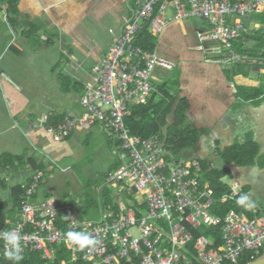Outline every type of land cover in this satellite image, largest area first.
I'll list each match as a JSON object with an SVG mask.
<instances>
[{"label":"built area","instance_id":"built-area-1","mask_svg":"<svg viewBox=\"0 0 264 264\" xmlns=\"http://www.w3.org/2000/svg\"><path fill=\"white\" fill-rule=\"evenodd\" d=\"M123 1L128 4V12L122 14L107 52L92 66L84 83L81 112H65L51 129L53 139L61 141L98 124L107 137L120 141L122 163L105 177V184L116 189L119 197L111 203L99 200V219L80 218L72 208L74 203L59 207L52 197L32 202L43 176L37 170L21 196L20 207L12 217L2 219L0 233H17L22 254L39 252L40 259L47 263L239 264L244 253L264 251V206L246 208L248 213L229 210L219 215L217 206L227 196H214L199 161H177L159 135H132L124 119L132 105L147 102L158 80L155 69L170 70L174 65L156 50L137 45L140 31L148 28L153 37H160L168 25L169 8L175 19L197 17L208 21L211 27L195 32L198 50L214 45L226 67L251 63L252 56L235 47L247 26L230 23L227 17L264 15V0ZM45 120L43 117L41 122ZM129 186L134 196H139L136 201L119 194ZM238 187L236 183L230 185L229 197L239 193ZM200 228L204 231L192 248L194 231ZM213 228L220 230L221 238L220 245L213 248L217 249L215 253L209 246L217 234L205 235ZM68 231L89 233L95 243L81 248L66 239ZM61 245L68 258L58 256L56 246ZM5 251V241L0 237V264Z\"/></svg>","mask_w":264,"mask_h":264},{"label":"crops","instance_id":"crops-1","mask_svg":"<svg viewBox=\"0 0 264 264\" xmlns=\"http://www.w3.org/2000/svg\"><path fill=\"white\" fill-rule=\"evenodd\" d=\"M8 1L15 2V10L8 12L7 1L0 0L1 15H5L7 19H19V21H24L28 24L30 22L35 23L36 21L37 23H35L32 30L35 29L37 30V33L39 32L42 35H44L42 32L43 30H48L46 23L51 22L53 26H56L60 24V21L57 20L65 21V19H82L83 11H86L87 8L94 7L95 4L96 11L101 14H105L110 10V4L108 2L106 5H103V2L106 0ZM2 2L6 3L5 7H3L4 5H2ZM114 2L116 4L114 7L115 17L117 15L116 19H121L122 14L128 12V4L123 0H114ZM130 3L133 4V0H130ZM125 4L127 5L126 10L124 7ZM97 6L99 7L97 8ZM39 19L47 20L46 22H39ZM167 19L168 25L166 29L162 35L157 38L156 51L160 56H163L174 63L172 68H176L175 72L176 70L179 71L178 76L182 90L180 96L187 97L190 104L187 112V121L192 123L195 127L202 128L206 131V135L203 134L196 145L191 149L192 151L197 152L196 157L190 156L191 150H187L183 153V158L208 160L205 154L207 137H210V140L213 142L212 151H215V157L219 158L216 154L217 147L225 150L235 142L232 140L235 133L239 132L237 137L240 139V142H243L245 134L251 132L255 141L259 144L258 156L262 157V159H257L254 165L251 166L240 167L235 164H230L228 166L232 168L230 177L232 184L236 183L239 187H248V193L251 192L252 185L255 186V189H259L260 186L257 184L261 183L264 185V101L262 98L260 101L256 99L245 101L238 97L236 93L239 89V91L242 90L246 93L252 94L254 89L264 87V75L262 74V70L264 69L261 70L259 67H264V46L256 52L258 54L257 56H252V62L257 64L251 65L247 77L238 74L228 79L226 73L223 71L226 66L223 64L220 65L219 62L209 59L207 60L206 58V55L221 56L217 49H212L208 46V48L212 50H198L196 48V30L194 31L189 27H183L180 23H182L181 20L184 19H175L172 12L168 13ZM13 24L15 25L14 21ZM11 28L15 32L12 24ZM63 29H66L68 33H72L69 26H65ZM249 29L253 32L251 34L243 33L241 37L242 42L244 43L243 47L250 52V50H257V44L264 43V41L262 42L260 40L261 37L264 39V23H250ZM29 30L30 29H28V31ZM59 31L62 30L60 29ZM113 32L114 31H112V36L108 45L102 50L100 56L93 61L92 66L107 52L112 42ZM44 36L47 37L46 35ZM28 39V37H23L22 34V45L17 44V47L15 48L8 47L4 53H2L5 50L4 48L0 51V54L2 53L0 61L5 59L7 65L3 66V68L0 67V75L3 76L6 84V91H4V94L6 93L5 97L3 96L4 94L0 93V156H5L0 161V179H3L6 183V187L5 189L0 187V190H5L6 193L9 194L7 198H0L4 201L9 200L11 188L17 184L27 185L31 180V176L35 171L39 170L43 173V176L32 202H39L52 197L59 207H63L67 204L66 201L60 203L61 201H59L58 198L52 196L49 191L50 187L47 186V183L43 178L46 171L55 170V167L52 165L45 166L42 161H39L34 157V152H44L45 154H49V157L50 155H59L65 158L69 152L76 156L77 151L75 148L76 146H80V142L77 140L79 139L80 134L86 130L75 131L67 140L55 141L51 133L52 128L49 130L47 126L43 125L44 122H41L43 116L46 115L45 117L47 118L49 115H62L67 111L76 112V110L69 109L55 113H52V110L45 115H42L43 112L38 113L37 116H35L33 112H28L27 105L29 104L30 99L27 96L19 97V94L21 95L23 89L29 88L23 85V77L16 72L17 70L24 72H27L28 70H26L24 64V67L19 66V69L15 66V62L19 61V55L22 53L25 54V51L30 52L31 50V48L28 47ZM11 41H13V38H11ZM81 44H83V42L78 41L77 46ZM23 46L26 48H23ZM80 49H82V46ZM31 67L32 65L29 68ZM251 72L253 73L251 74ZM90 74L91 72L84 76V81L81 82L83 86L89 79ZM155 75L158 77V80L154 81L153 86L164 81L171 75V73L170 70L158 67L155 69ZM253 76H256V78ZM39 79L40 77L37 76L34 79V82H40ZM32 86L34 87V84H32ZM27 92L29 93V91ZM31 100H33V92L31 94ZM80 112L81 107L79 112L76 113ZM251 118H253L257 124L256 131L249 130L243 132L244 129L252 127L250 121ZM167 120L168 124L173 123L174 113L171 112L168 115ZM220 121H223L221 126H217ZM217 127H220L218 132ZM218 135H220L222 139L217 137ZM10 156H20L21 158L12 159L9 158ZM30 157L34 158L37 164H41L40 167L42 168L35 169L33 164H31ZM208 162L212 167L211 161L208 160ZM17 173H21L23 176L17 178ZM108 173H106V175ZM21 179L23 182L19 183L18 180ZM9 182H11V184H9ZM115 197L116 199L119 197L117 192ZM71 203L75 202L72 201ZM253 205L264 206L263 203H256ZM213 234L216 233H212V231L205 233L206 236ZM213 241L214 243L210 246L215 248L217 245V236Z\"/></svg>","mask_w":264,"mask_h":264},{"label":"rangeland","instance_id":"rangeland-1","mask_svg":"<svg viewBox=\"0 0 264 264\" xmlns=\"http://www.w3.org/2000/svg\"><path fill=\"white\" fill-rule=\"evenodd\" d=\"M107 2L110 4V10L105 14L96 11L95 4L94 7L83 11L82 19L57 20L60 21V24L56 26H53L51 22L46 23L48 30H43L42 32L45 35L52 36L51 42H46L44 35L39 32L35 33L32 30L35 23H37L36 21L35 23L30 22L28 24L27 22L19 21V19H7L5 15H1L0 13V51L3 48L5 49L2 53L12 44L22 45V34L23 37L29 38L28 47L31 48L30 52L25 51V54L19 55V61L15 62L16 64L14 63L17 68L19 66L24 67L25 65L26 70H28L27 72L16 71L23 77V85L29 88L23 89L21 95L18 93L19 97L27 96L30 99L27 105L28 112H33L35 116L41 112H43L42 115H45L52 110V113L69 109L79 112L81 107L79 96L82 91L76 92L75 90H71L72 82L77 81L81 83L84 81V76L91 72L93 61L100 56L102 50L108 45L112 31L116 33L120 26L121 19H116L117 15L115 17L114 13V7L116 6L114 0H106L103 2V5H106ZM2 3L3 7H5L6 3ZM124 7L126 10L127 5L125 4ZM171 10L168 8L167 12L171 13ZM227 19L230 23L240 22L246 25L248 30L245 31V34L253 32L249 29L250 23H264V15L255 13H248L244 16L231 15ZM46 20L39 19V22H46ZM181 22L180 24L183 27H189L194 31L211 27L208 21L197 17H187L181 20ZM11 24L14 26L15 32L12 30ZM65 26H69L72 33H68L66 29H63ZM60 29L62 31H59ZM11 38H13V41H11ZM78 41H82L83 44L77 46ZM81 46L82 49H80ZM23 48L26 47L23 46ZM217 50L219 51L218 48ZM251 63L252 65L257 64L255 62ZM31 65L32 67L29 68ZM3 66H7L5 59L0 61V67L3 68ZM37 76L40 77V82H34ZM253 77L256 78V76ZM64 79L65 81L69 80L67 82L70 89L69 92H66L68 89L62 90L60 87ZM32 84H34V87ZM5 86V80L0 75L1 94H4V91H6ZM32 92L33 100H31ZM5 95L6 93L3 96L5 97ZM250 121L252 127L244 129L243 132L249 130L256 131L257 124L253 118ZM222 122L220 121L217 126H221ZM217 128L218 132L220 127ZM238 134L239 132L235 133L232 138L235 142H239L240 140L237 137ZM217 137L222 139L220 135ZM77 141L80 142V146H76L75 148L77 151L76 156L69 152L65 158L59 155H50L49 157V154H45L44 152H34V157L42 161L45 166L52 165L55 167V170L46 171L43 177L47 186L50 187L49 191L52 196L58 198L61 201L60 203L66 201L67 204L71 205L73 204L71 203L72 201L75 202L72 208L78 217L97 220L100 217L99 200H102V202L111 200L110 202H112L115 199L117 190L106 185L104 178L110 166L119 159L120 153L115 147L110 145L109 139L100 130L99 125H93L90 129L82 132ZM211 142L210 137H207L205 146L206 158L211 161L213 168L220 169L223 167V162L221 159L215 157V151H212L213 142ZM196 155L197 152L191 150L190 156L196 157ZM183 156H179L176 160H181ZM229 168L232 171V168ZM22 176L23 174L17 173V178H21ZM18 182L22 183L23 180H18ZM222 182L230 185L232 180L227 175L222 178ZM257 185L260 186L259 189H255V186L252 185L251 192H249L251 201L253 204H264V185L261 183ZM84 194L85 196L89 194L93 197L87 205L84 202ZM119 194L127 196L129 199L135 197L137 200L139 197L137 195L134 196V189L130 186L119 190ZM7 196L9 194L5 190H0V197L7 198ZM104 196L105 200L102 198ZM3 213L1 211L0 215ZM3 215L6 217L5 214ZM4 216L1 217L4 218ZM199 231V234L203 233L204 228H200Z\"/></svg>","mask_w":264,"mask_h":264},{"label":"trees","instance_id":"trees-1","mask_svg":"<svg viewBox=\"0 0 264 264\" xmlns=\"http://www.w3.org/2000/svg\"><path fill=\"white\" fill-rule=\"evenodd\" d=\"M7 8H8V12L14 11L15 2L7 1ZM33 31L36 33L37 30L34 29ZM46 36L47 37L45 41L51 42L52 36H48V35ZM260 40L262 42L264 41L262 37ZM135 43L137 45L144 47L145 49L154 51L156 50L157 47V38L153 37L150 34L148 28H144L138 34ZM262 46H264V43L257 44L256 46L257 50H253V51L250 50L251 52L250 53L248 49L243 47L242 37L239 39L238 43H235V47L239 52L248 53L250 56H257L258 54L256 52L259 51ZM15 47H17V44L15 45L12 44L11 46H9V48H15ZM211 48L217 49L214 45ZM206 58L207 60L209 59L215 62H219L220 65L222 64L221 63L222 58L219 55H206ZM251 65H252L251 63H246L245 61H243L238 65H232L231 67H226L225 69H223V71L226 73L228 79L238 74L247 77L249 75ZM259 67L261 68V70L264 69L263 66H259ZM175 69L173 68L170 69L171 75L168 76V78H166L161 83L153 86L151 95L149 96L145 104H136L130 107V113L128 114V116L125 117L124 121L126 127L129 129L132 135L133 134L138 135L143 138L159 135V137L164 140L165 146H167L169 151L174 155V157L178 158L179 156H181V154L185 153L187 150H191L196 145L199 138L203 134L206 135V131L202 128L195 127L192 123L187 121L188 118L187 112L190 104L188 102L189 100L187 97L180 96L182 90L178 76L179 71L176 70L175 72ZM67 82H69V80L65 81V79L63 80V82H61L60 87L62 90L63 89L64 90L68 89L67 91L70 90L68 88L69 85H67ZM71 87H72L71 90H75L76 92L82 91L80 95L83 93L84 86L81 83L77 81L72 82ZM236 94L238 97H240L245 101L252 99L253 100L256 99L260 101L261 98L264 101V87L261 88L259 87L257 89H254L252 94L246 93L245 91L242 90L239 91L238 89ZM171 112L174 113V122L168 124L167 117ZM62 116L63 114L62 115L53 114L52 116L49 115L47 116L46 121L43 123V125L47 126L48 129L50 130L52 126L54 127L55 124L61 120ZM70 136L71 135L67 136L66 138H64V140L65 139L67 140L68 138H70ZM107 138L110 141V145L115 147L118 150V152H121L120 141L113 140L109 137ZM216 154L223 162V167L220 169H215L211 167L208 160H198V161L204 178H206V180L209 181L210 186L215 191L214 196L217 199H220L224 195L227 196L224 203L218 204L217 206L218 214L224 215L229 210L244 211L248 213L249 211L245 207L239 206L236 203V200L241 193H248L249 190L248 187H241L237 195L233 197H229V195L232 194V190L230 189L228 184L222 182V178L227 175L231 177V170L228 167V165L230 164H235L240 167L251 166L254 165L257 159H262V157L258 156L259 144L257 143V141H255L253 134L251 132H247L245 134V138L243 142L240 141L234 142L225 150L221 149L220 147H217ZM3 157L5 156L4 155L0 156V161L2 160ZM9 158L20 159L21 157L10 156ZM118 158L119 159L110 166L108 172L115 170L121 165L122 160L120 157ZM29 159L35 169L42 168L40 167L41 164H37L34 158L30 157ZM30 182L31 180L29 181V183ZM27 185H22V184L14 185L10 190L9 200L4 201L3 199L0 198V212L2 211L4 212L3 214H5L6 216L12 217L15 210L18 209V207H20L21 196L24 195ZM0 187H2L3 189H5L6 187V183L3 181V179L2 180L0 179ZM91 198L93 197L90 196L89 194H87L84 197L85 205L91 202L92 200ZM102 198H104L105 200V196ZM110 201L105 200L103 203H111ZM124 201L128 206H130L129 201L127 199L124 198ZM131 201H136V199L131 198ZM3 214L0 215V225L3 219L2 217L4 216ZM59 219L63 221L62 216H60ZM62 223L64 224V222ZM209 231H212V233L217 234V246H218L220 244V235H219L220 230L218 228H213V229H209L208 232ZM199 233H200L199 230L194 231L195 239L190 244L192 248L196 247V238L198 237ZM209 247H210L209 250L212 253H215L217 251V249L216 250L213 249L214 247L211 246ZM56 249L59 253L58 256L60 255L59 257L68 258V253L63 245L56 246ZM262 253H264V251H258L255 253L252 252L244 253L240 259L239 264H244L250 260H253ZM22 256L23 259L19 262V264H57L58 263V261H55L53 263H47L41 260L40 253L36 251L24 253L22 254ZM2 264H14V262L7 259L4 256L2 258ZM81 264H86V263L82 262Z\"/></svg>","mask_w":264,"mask_h":264},{"label":"clouds","instance_id":"clouds-1","mask_svg":"<svg viewBox=\"0 0 264 264\" xmlns=\"http://www.w3.org/2000/svg\"><path fill=\"white\" fill-rule=\"evenodd\" d=\"M238 190H240V187H238ZM236 203L239 206L245 208H251L254 206L249 193H241L237 198ZM0 237L3 238L6 244L5 257L13 261L14 264H19V262L23 259L22 247L20 243L21 237L13 231H5L3 233H0ZM66 239L81 248L95 243L91 235L85 232L68 231L66 233Z\"/></svg>","mask_w":264,"mask_h":264},{"label":"water","instance_id":"water-1","mask_svg":"<svg viewBox=\"0 0 264 264\" xmlns=\"http://www.w3.org/2000/svg\"><path fill=\"white\" fill-rule=\"evenodd\" d=\"M244 264H264V253H262L261 255L256 257L255 259L250 260Z\"/></svg>","mask_w":264,"mask_h":264},{"label":"bare ground","instance_id":"bare-ground-1","mask_svg":"<svg viewBox=\"0 0 264 264\" xmlns=\"http://www.w3.org/2000/svg\"><path fill=\"white\" fill-rule=\"evenodd\" d=\"M228 74V73H227ZM258 94V93H257ZM245 95V94H244ZM62 199V198H61Z\"/></svg>","mask_w":264,"mask_h":264}]
</instances>
